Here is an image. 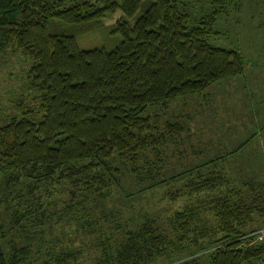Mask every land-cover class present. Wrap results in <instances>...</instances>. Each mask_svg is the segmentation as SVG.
Segmentation results:
<instances>
[{
  "label": "trees",
  "instance_id": "obj_1",
  "mask_svg": "<svg viewBox=\"0 0 264 264\" xmlns=\"http://www.w3.org/2000/svg\"><path fill=\"white\" fill-rule=\"evenodd\" d=\"M233 4L0 0V54L26 60L33 92L0 115V264H75V246L39 248L48 243L43 226H52L53 214L62 219L54 188L68 196L65 205H78L81 232L98 233L94 264H254L264 257V182L231 185L224 166L233 151L165 174L162 148L183 125L165 119L159 127L142 114L243 73L237 49L209 42ZM97 31L119 38L109 49L78 46V36ZM127 179L137 191L182 180L168 197L195 202L174 210L166 227L143 215L130 225L116 221V236L104 235L100 220L112 218L95 216V207ZM65 205L59 214L76 218Z\"/></svg>",
  "mask_w": 264,
  "mask_h": 264
},
{
  "label": "rangeland",
  "instance_id": "obj_2",
  "mask_svg": "<svg viewBox=\"0 0 264 264\" xmlns=\"http://www.w3.org/2000/svg\"><path fill=\"white\" fill-rule=\"evenodd\" d=\"M238 5L236 6V3ZM104 20L110 25L117 18ZM209 42L215 46L237 49L243 56L245 65L242 74L211 84L203 92L178 96L170 100L166 108L148 106L142 114L153 117L154 123L162 127L165 119L177 120L183 125L179 139L167 143L161 152L165 174H173L184 167L201 162L202 159L233 151L225 158V173L236 180L253 179L264 182V0H235L226 14H222L213 25ZM118 35L86 33L76 38L81 48L105 47L109 49ZM26 60L19 55L6 52L0 54V115L14 111V100L26 96L29 100L33 92L26 87L24 68ZM178 138V137H177ZM183 181H171L167 185L151 190L137 191L130 179L123 187H112L111 194L95 207L94 214H106L112 221L101 222L104 235L116 236V221L130 225L143 215L154 217L163 227L167 217L185 204L195 202L194 196L180 195L170 198L168 193L182 185ZM58 210L52 217L51 227L43 226L45 249L50 243L57 247L75 246L79 257L75 264H94L97 255L96 236L83 234L78 222L82 213L74 203L66 204L68 196L54 188ZM125 193H130L129 197ZM51 199V198H50ZM69 202V201H67ZM65 206L72 208V215L65 212ZM64 207V208H63ZM63 208V209H62ZM3 210L0 205V218ZM56 220V221H55ZM211 220V217H210ZM155 264H167L160 258Z\"/></svg>",
  "mask_w": 264,
  "mask_h": 264
},
{
  "label": "built area",
  "instance_id": "obj_3",
  "mask_svg": "<svg viewBox=\"0 0 264 264\" xmlns=\"http://www.w3.org/2000/svg\"><path fill=\"white\" fill-rule=\"evenodd\" d=\"M254 264H264V257L260 261H258L257 263H254Z\"/></svg>",
  "mask_w": 264,
  "mask_h": 264
}]
</instances>
